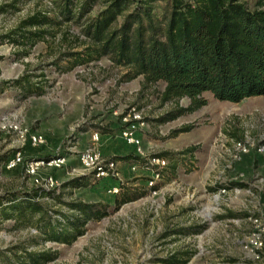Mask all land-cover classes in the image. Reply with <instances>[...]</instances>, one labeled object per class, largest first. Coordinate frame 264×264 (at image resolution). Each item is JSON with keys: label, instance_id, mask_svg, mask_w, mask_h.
Returning <instances> with one entry per match:
<instances>
[{"label": "rangeland", "instance_id": "1", "mask_svg": "<svg viewBox=\"0 0 264 264\" xmlns=\"http://www.w3.org/2000/svg\"><path fill=\"white\" fill-rule=\"evenodd\" d=\"M255 1L242 0L249 8ZM51 8L49 0H0V160L22 158L14 169L0 163V264H20L26 250L51 251L45 264H166L176 256L264 264V97L232 104L205 93L206 105L187 112L189 99L164 102L162 84L125 82V70L106 59L67 72L54 41L15 42L22 22ZM172 113L181 115L168 120ZM95 133L98 163H116L117 175L97 178L84 167ZM33 135L43 137L39 147L30 146ZM36 162L44 165L32 178ZM74 178L89 185L66 189ZM35 179L55 182L56 199H39L53 220L72 214L64 203L74 199L109 206L108 216L88 222L71 246L46 241L38 216L4 215L10 194L24 202L42 189ZM124 193L133 200L116 209Z\"/></svg>", "mask_w": 264, "mask_h": 264}, {"label": "trees", "instance_id": "2", "mask_svg": "<svg viewBox=\"0 0 264 264\" xmlns=\"http://www.w3.org/2000/svg\"><path fill=\"white\" fill-rule=\"evenodd\" d=\"M49 1L50 10L21 23L15 42L35 48L54 41L70 63L67 72L106 59L114 69L125 70V82L143 77L144 85L162 84L164 102L189 99L187 112L206 105L205 93L232 104L264 97V0H256L254 8L242 0ZM87 185L74 178L64 187ZM122 195L116 209L133 200ZM26 198L18 202V194H10L5 218L20 222L38 216L41 226L36 228L44 239L66 246L85 234L88 222L106 218L110 208L74 199L64 203L72 214L60 213L62 219L53 220L39 203L41 198L56 199L53 192L39 189ZM23 253L20 264H45L55 257L51 251ZM187 261L176 256L166 264Z\"/></svg>", "mask_w": 264, "mask_h": 264}, {"label": "built area", "instance_id": "3", "mask_svg": "<svg viewBox=\"0 0 264 264\" xmlns=\"http://www.w3.org/2000/svg\"><path fill=\"white\" fill-rule=\"evenodd\" d=\"M140 118V115L138 114L137 115V119ZM125 138L128 139V142L131 143V144H138L137 141L134 140L133 137H130L132 136V133H125L124 134ZM100 134L99 133H95L93 136H92V139H91V144L93 146V149L89 150V152H87L83 157H82V163L84 165V167L87 169V170H90L91 168H95L96 169V177L97 178H104V177H107L110 173L114 174L116 173L117 175V171H118V165L114 162L108 164L107 167H102L100 166V164L98 163V159L100 157V153L98 151V144L100 142ZM30 146L31 147H39V145H41L43 143V137L41 135H33L30 137ZM59 161V160H56V161H51V162H48L47 164L49 166L53 165V164H56V162ZM22 163V158H21V154H16L14 155L12 158L8 159L5 163L6 165V168L7 169H14L18 166H20V164ZM44 165L43 162H36V163H30L28 169H27V173L30 177L34 178L35 175L37 174L40 166ZM35 183L39 186H42V183L40 181H38L37 179L34 180ZM55 187V182L54 180L52 179H49L45 182L44 186H42V189L43 190H46V191H51L52 188ZM113 194H117L118 193V190L117 189H114L113 191Z\"/></svg>", "mask_w": 264, "mask_h": 264}, {"label": "crops", "instance_id": "4", "mask_svg": "<svg viewBox=\"0 0 264 264\" xmlns=\"http://www.w3.org/2000/svg\"><path fill=\"white\" fill-rule=\"evenodd\" d=\"M81 188V187H80ZM75 189H79V188H75Z\"/></svg>", "mask_w": 264, "mask_h": 264}]
</instances>
